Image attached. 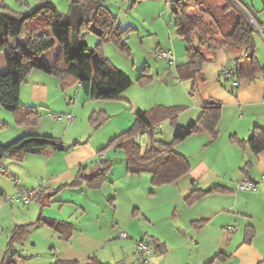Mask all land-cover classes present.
<instances>
[{
  "label": "crops",
  "instance_id": "obj_1",
  "mask_svg": "<svg viewBox=\"0 0 264 264\" xmlns=\"http://www.w3.org/2000/svg\"><path fill=\"white\" fill-rule=\"evenodd\" d=\"M26 4L30 7L29 1ZM259 16L264 19V14ZM237 55L234 47L216 51L215 61L203 66L207 81L193 94L188 89V100L175 104L186 107L177 118L178 123H185L198 117L206 99L222 101L218 137L213 139L205 130L194 133L175 146L170 160L155 173L131 174L124 168L110 178L112 168L108 180L99 188L89 187L86 182L76 187H61L75 179L80 166L99 158V154L94 145L89 143L70 147L61 154L51 149L47 150L46 167L55 164V168H31L36 178L45 180L44 185L37 189L29 202L7 204L5 197L16 191L14 189L17 186L24 187L21 184H26L21 180L24 168H6L4 173L0 172V176L5 174L6 177L11 171L14 177L11 181L1 176L2 181L7 182L0 187V237H5L7 243L0 256V264L9 235L17 224L34 223L24 239L15 243V249L18 250L16 264H54L58 259H74L78 264H88L91 258L102 263L137 264V241L145 239L155 246L152 240L157 238L166 244L164 253L167 254L173 247L167 239L169 234L179 239L178 245L184 247L193 238L194 227L205 228L220 217L223 219L220 218L219 223L216 221L214 227L226 239L222 245L226 249L224 252L230 254L222 264H257L264 259V227L259 223L260 216L257 213L258 209L264 210V184L258 183L252 191L237 189L238 182L245 178L261 179L264 173V151L254 153L248 146H241L231 138L236 135L240 139H248L255 125L264 127V78L242 79L234 93L220 86L217 83L220 72ZM242 64L247 66L249 59L246 57ZM162 75L165 80L174 77L171 70ZM81 92L79 84L63 88L57 76L34 69L21 86L20 99L23 105L51 110L62 105L60 100L69 98L74 103L77 99H85L86 96ZM123 93L119 99L124 98ZM167 123L166 120L158 124L156 131L164 129ZM73 124L75 120L69 123ZM41 125L42 118L38 125L28 126L25 132L39 133ZM170 125L173 127L172 123ZM66 136L67 133H64L58 138L65 143L63 138ZM75 141L67 142L72 145ZM2 164L5 166L7 163ZM60 166L62 168H58ZM96 171L97 168H87L85 174L91 176ZM40 181L31 188L37 187ZM214 186L223 187L226 191L207 192L195 202H187L192 189L198 187L208 191ZM158 197L164 201L163 204L168 205L167 209L172 208L174 211V215L168 217L171 219L170 224L160 233L147 229V225L150 228L153 226L152 218L157 212L156 203L150 205L151 199ZM185 205L193 211L191 214H185V210L188 211ZM42 216L67 224L56 229L41 221ZM183 216L189 218L185 227ZM135 220L139 228L134 226ZM247 225L256 228L251 241L245 240ZM121 230L127 233V238L121 236ZM236 232L238 234H235L234 239L231 234ZM68 233L69 237H65ZM29 245L35 250L41 247L42 253L38 255V251H30L31 255L24 256L23 250Z\"/></svg>",
  "mask_w": 264,
  "mask_h": 264
},
{
  "label": "trees",
  "instance_id": "obj_2",
  "mask_svg": "<svg viewBox=\"0 0 264 264\" xmlns=\"http://www.w3.org/2000/svg\"><path fill=\"white\" fill-rule=\"evenodd\" d=\"M68 12H61L55 2L38 0L25 12L12 10L0 0V51L4 52L7 70L0 73V103L17 115L22 125H38L41 115L33 106L21 103V86L34 69L57 76L61 87L68 88L80 85L82 91L91 99H119L121 94L132 86V79L115 66L103 53L101 44L109 39L127 47L125 34L130 27L120 29L118 18L102 0H68ZM136 1V0H135ZM170 10L174 16L175 29L186 41L188 61L178 65L177 74L181 81H191L190 93L193 94L199 85L207 81L203 70L204 64L212 59L207 52L234 47L239 53L229 68L231 75L227 79L235 80L233 93L242 79L264 78V66L260 64L256 49V33H264V23L258 12L245 0H170ZM262 10H264V5ZM92 31L99 36L96 47H91L86 35ZM13 38H18L12 42ZM60 44V51L54 61H48L46 53ZM128 48V47H127ZM249 59L247 66L242 64ZM148 66L144 67L139 80L147 83ZM150 77V76H149ZM197 118L182 125L177 122L179 114L186 108L184 105H156L149 110H136V121L132 127L115 136L108 145L119 147L124 152L127 172L141 174L155 173L159 167L168 162L175 146L199 131L209 132L213 139L219 135V122L222 116L223 102L218 99H206ZM170 120L174 127L173 139L164 141L156 138L157 125ZM150 145L143 149L135 137L148 130ZM232 140L241 146H248L254 153L264 151V127L255 125L248 139H240L232 135ZM62 142L58 137L27 132L9 143H0V159L11 157L22 160L28 153H45L47 150H58ZM84 143L75 141L71 147ZM107 145V146H108ZM106 148V147H105ZM102 148L98 154L103 153ZM94 161V160H93ZM112 160L97 161V171L87 176L86 164L79 167L75 179L61 187L80 186L86 182L89 187L99 188L108 180ZM1 170V168H0ZM250 178V177H249ZM226 191L214 186L203 190L194 188L187 197L189 204L207 192ZM56 229H60L64 221L40 217ZM34 223L17 224L13 227L1 264H16L18 250L15 243H20ZM246 241H251L256 228L247 225ZM70 233L65 234L69 237ZM155 251L164 253L166 244L153 238ZM230 254L220 250L212 260L204 264H214L218 259L227 261ZM15 258V259H14ZM54 264H78L74 259H58ZM88 264L102 263L90 259ZM257 264H264V259Z\"/></svg>",
  "mask_w": 264,
  "mask_h": 264
},
{
  "label": "rangeland",
  "instance_id": "obj_3",
  "mask_svg": "<svg viewBox=\"0 0 264 264\" xmlns=\"http://www.w3.org/2000/svg\"><path fill=\"white\" fill-rule=\"evenodd\" d=\"M27 1H29L30 7L35 6L38 2V0H2L6 6L19 12L26 11L28 7L26 4ZM51 1L56 3L59 11L68 12V0ZM102 1L109 6L113 14L117 16V25L120 29L130 27L128 33L124 36L128 48L116 43L112 39L104 41L101 44V48L104 55L132 79V86L123 93L124 98L121 99H91L82 91L83 93L81 92V94L86 96L85 99H77L74 103H71V100L68 98L67 100H60L62 105L56 106L57 108H51V110L47 108H38L39 110H37L40 112L42 118L40 134L62 137L64 133H67V136L63 138L65 143H70L67 141L78 140L85 144H93L96 153L100 149L106 147L101 156L99 155V158L94 161H89L87 166L91 170L93 168H98L97 161L100 160V158L103 160H112L113 166L111 168H113V171L110 178H113L117 174V171L127 167L124 152L115 145H108L110 141L115 136L134 125L136 121V110H149L156 105H175L188 100V93L190 92L192 82L181 81L178 78L177 67L187 62L188 56L186 53V41L178 35L175 29L174 16L169 8L170 0ZM246 1L258 12V15L264 14V10H262L263 0ZM260 20L264 23L263 18L260 17ZM263 35L264 33L262 30L256 33L255 53L260 64L264 66ZM86 38L89 45L93 48L96 47L99 42V36L92 31H88ZM17 39L18 38H13L12 42L14 43ZM160 50H171L175 56L174 63L169 64L166 58L158 56L157 54ZM59 51L60 44L57 42L55 47L46 53L45 56L48 61L52 62L58 56ZM210 52L211 51L207 52V54L211 56L212 59H209L207 62H214L216 52L211 54ZM225 52L230 54L228 50ZM233 61L234 59L227 63L220 72L218 81L216 80L220 86L228 89L230 92L234 88L232 83L235 82V80L233 78L227 79L225 73L229 70H233L229 68ZM2 64H6V62L4 52L0 51V73L7 70V65L3 66ZM145 66H148L149 73H147L150 80L142 84L139 78ZM170 70L174 73V77H167L165 80L162 73L170 72ZM199 86H201V84ZM69 116L75 118V124L69 125ZM167 122L166 127L156 133L157 139H162L164 141H171L173 139L174 128L170 125V120H167ZM186 123H188V121L179 124L184 125ZM27 129L28 125L20 124L17 120V115L4 108L0 103V143H9L17 137L27 133L25 132ZM138 135L141 136L142 148L146 149L149 147L151 141L150 135L145 133H140ZM85 144L83 146H85ZM54 152H59L57 154H61L60 152L62 151L57 150ZM48 155V152L28 153L26 155L27 157H24L22 160L4 157L0 159V172L4 173L6 168H24L22 169L21 180L28 185H21L31 188L33 184L37 185L39 181L42 180L41 177L36 178L35 173L31 172V168H39V170H42V168H55V164H52V166L49 164L46 167ZM2 162H6L7 164L4 166ZM58 168L62 167L60 166ZM9 173L10 175L6 174V177L5 174H1V176L13 181V174L11 171ZM94 173L95 172H93V174ZM1 176L0 187L5 185L4 182H7L2 181L3 179ZM16 181L19 182V180ZM18 187L19 186L14 190H17ZM155 203L157 212L152 218L153 226L150 228L147 224L146 225L148 231H157L156 233H160L164 232L168 224H170L171 219L168 217L174 215V211L172 208L167 209L168 205L163 204L164 201H161V197L151 199L150 205L153 206ZM1 204L3 205V202ZM185 208L188 209L186 205ZM257 211L260 216L259 223L264 227V210L258 209ZM192 212L193 211H190V209H188V211L185 210L186 215ZM220 218L223 219V217ZM220 218L216 220L217 223H219ZM188 220L189 218L187 216H183L182 223L184 227L188 225ZM215 222L201 229L194 227L195 234L184 247L178 245L179 239H175L169 234L167 239L173 247L167 254H162L158 251L153 253L149 257L147 264H204L212 260L220 250L226 251L225 247L222 245L225 243L226 239L224 240L220 232L216 230V226L214 227ZM133 224L139 228L137 220H135ZM235 234L237 235L238 233L231 234L234 235V239L236 238ZM6 243V238L0 237V256L3 255ZM30 251H38L39 255L43 250L41 247H37L35 250L33 246L29 245L28 248L23 250V255H31ZM33 254H37V252H33ZM215 263L222 264L218 259Z\"/></svg>",
  "mask_w": 264,
  "mask_h": 264
},
{
  "label": "built area",
  "instance_id": "obj_4",
  "mask_svg": "<svg viewBox=\"0 0 264 264\" xmlns=\"http://www.w3.org/2000/svg\"><path fill=\"white\" fill-rule=\"evenodd\" d=\"M159 56L165 57L168 59L169 63H174L175 56L171 50H160L158 53ZM231 71L227 72V76L231 75ZM73 101V100H71ZM75 120L72 116L68 117L69 123H72ZM158 127V126H157ZM149 129L146 130L144 133H148ZM140 135L135 137V141H140ZM45 180H41L40 184L34 188H27V187H18L16 191L11 194H8L5 197V202L7 204H14L17 202H29L35 195L38 188L44 185ZM262 182L264 184V173L261 176L260 180H255L253 178H245L238 182L237 189L242 191H252L257 188V184ZM121 236L127 238L128 235L125 231H120ZM155 246L152 245L147 240H139L136 243V250H135V258L137 260V264H146L148 262L149 257L154 253Z\"/></svg>",
  "mask_w": 264,
  "mask_h": 264
},
{
  "label": "water",
  "instance_id": "obj_5",
  "mask_svg": "<svg viewBox=\"0 0 264 264\" xmlns=\"http://www.w3.org/2000/svg\"><path fill=\"white\" fill-rule=\"evenodd\" d=\"M118 26V25H117ZM71 147V144L70 143H61L58 147V150L60 151H66V150H69V148Z\"/></svg>",
  "mask_w": 264,
  "mask_h": 264
}]
</instances>
